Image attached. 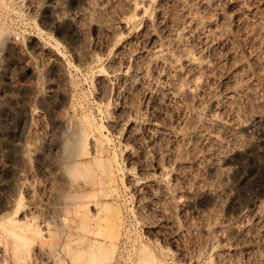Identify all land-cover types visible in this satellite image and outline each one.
I'll return each mask as SVG.
<instances>
[{
  "label": "rangeland",
  "instance_id": "obj_1",
  "mask_svg": "<svg viewBox=\"0 0 264 264\" xmlns=\"http://www.w3.org/2000/svg\"><path fill=\"white\" fill-rule=\"evenodd\" d=\"M103 207L96 264H264V0H0V264Z\"/></svg>",
  "mask_w": 264,
  "mask_h": 264
},
{
  "label": "bare ground",
  "instance_id": "obj_2",
  "mask_svg": "<svg viewBox=\"0 0 264 264\" xmlns=\"http://www.w3.org/2000/svg\"><path fill=\"white\" fill-rule=\"evenodd\" d=\"M154 48V47H153ZM158 48H154V49H151V52H152V50L153 51H156ZM158 50H160V49H158ZM159 52V51H158ZM158 52H156V53H158ZM152 53H154V52H152ZM155 54V53H154ZM151 55V54H150ZM183 56V55H182ZM188 63H190V60H188V59H186L185 60V64H183V65H186V64H188ZM190 65V64H189ZM69 141V140H68ZM68 143H70V142H68ZM67 142H65V144H68ZM79 145V144H78ZM72 150V149H71ZM71 152V151H70ZM70 154V153H69ZM94 158V157H93ZM74 164V163H73ZM73 164H70V166H68L69 168L67 169L68 171H66V172H70L69 170H71V171H74L75 170V168L73 167L74 165ZM108 169V168H107ZM106 171V170H105ZM108 172V171H107ZM65 173V172H64ZM79 173V172H78ZM70 174H72L73 175V173H71L70 172ZM69 175V174H68ZM88 177V176H87ZM91 177V176H90ZM89 177V181H90V179H92V178H90ZM101 179V178H100ZM94 181V180H93ZM91 183V182H90ZM94 184V183H93ZM114 196V195H113ZM105 209H107L106 207H103V208H92V212H91V214H90V216H83L84 217V219L82 218V221L80 222V226L79 227H81V228H79V229H83V230H80V231H82V233L83 232H86V233H89V232H92V233H94L95 235L94 236H99L100 237V239H96V238H92V239H88V238H85V239H88V240H84V245H82L81 243H80V246H79V249L77 250L76 249V251L74 250V251H72V252H68V250L66 251V249L64 248V246H67L66 244L62 247V248H64L65 249V254L67 255H70V257L72 258V259H74L75 258V260L77 259V262H79L78 260H84V262L85 261H87L88 263H92V262H95V264H96V262H100V263H102L105 259V261H107V259L108 258H106V256H108V254H109V251L111 250V252H112V248H113V251L115 250L114 248H116V247H114L115 246V244L117 245V238H118V236H119V234H118V230H119V225H120V215L118 214V212L117 211H110L109 209H107V210H105ZM111 209V208H110ZM102 210H105V212L106 213H104L105 215H103V216H99V214H100V211H102ZM115 210V209H114ZM60 213V212H59ZM58 213V214H59ZM23 217V216H22ZM25 217V216H24ZM12 218V217H11ZM58 219H59V224H60V226H61V223H62V225L64 224L65 225V228H66V230L64 231L65 232V236H68L69 234H70V232L72 231H74L73 229L71 230V223H69V221L67 220L68 218L66 217V216H64L63 214H59L58 215ZM75 219V218H74ZM88 219H91V222H92V224H93V226L91 227V226H89V221H87ZM72 220V219H71ZM9 221L11 222V224H13V223H17L19 220H15V221H13V220H10L9 219ZM76 221V220H75ZM47 224L49 225V223L47 222ZM47 224H46V222H44V224H42V226H41V230H42V232H46L47 231V229H48V226H47ZM6 226V225H5ZM22 226V225H21ZM24 226V225H23ZM122 227H123V225H121ZM10 227V226H9ZM7 228V227H4L3 229H4V231L9 235V236H11V238H12V243L13 244H11V245H13V248L12 249H14V250H16V249H18L19 250V248H21V247H24V245H25V247H26V244L28 243V241L30 240L29 238H28V236H26L25 234H27L26 232H28V231H25V230H27V227H26V225H25V227H24V231H25V234L24 233H21V232H18V231H16V229H15V227L14 228H12V227H10V228ZM18 227H20V226H18ZM62 227V226H61ZM77 227H75V229H76ZM20 229V228H19ZM18 229V230H19ZM49 230V229H48ZM71 230V231H70ZM121 230V229H120ZM119 230V231H120ZM21 231V230H20ZM34 231V230H33ZM39 232V231H38ZM75 232V231H74ZM121 232H122V230H121ZM86 233H83V234H86ZM48 234V233H47ZM76 234V233H75ZM39 235V234H38ZM74 235V234H73ZM73 235H71V236H73ZM8 236V237H9ZM70 235L68 236V238H70L71 237ZM86 236V235H85ZM73 237H75V236H73ZM81 236L79 235V238H80ZM87 237V236H86ZM68 238H66L68 241H69V239ZM120 238V237H119ZM118 238V239H119ZM29 239V240H28ZM41 239V238H40ZM45 239V238H44ZM65 239V240H66ZM80 239H82V237L80 238ZM79 239V240H80ZM66 240V241H67ZM70 240H72V238H70ZM54 241V240H53ZM73 241L75 242L76 241V238H75V240L73 239ZM85 241H87V243L85 242ZM31 242V241H30ZM68 244H69V242H68ZM73 244V243H72ZM70 245V244H69ZM120 245V244H119ZM70 246H72V245H70ZM139 246V245H138ZM24 247V248H25ZM23 248V249H24ZM67 248V247H66ZM71 248V247H70ZM73 248V247H72ZM23 249H20V250H23ZM42 249V248H41ZM68 249V248H67ZM42 251V250H41ZM40 253H42V252H40ZM141 253H143V252H141ZM45 255V254H44ZM139 255V254H138ZM49 257V256H48ZM144 257V256H143ZM43 259V258H42ZM47 260H48V258H46ZM62 260V259H61ZM75 260H73V261H75ZM84 262H83V264H84ZM72 263V262H71ZM80 263V262H79ZM74 264H77V263H74ZM146 264V263H145Z\"/></svg>",
  "mask_w": 264,
  "mask_h": 264
}]
</instances>
